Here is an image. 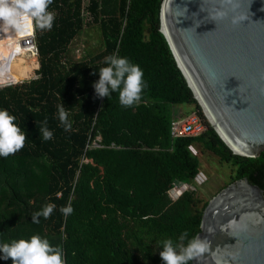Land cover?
Here are the masks:
<instances>
[{
    "label": "trees",
    "instance_id": "16d2710c",
    "mask_svg": "<svg viewBox=\"0 0 264 264\" xmlns=\"http://www.w3.org/2000/svg\"><path fill=\"white\" fill-rule=\"evenodd\" d=\"M162 2L52 0V28L32 22L38 76L26 80L30 70L0 83H13L0 87V108L14 114L27 135L22 149L0 157V243L39 234L61 247L64 264H163L159 241L175 243L185 230L188 238L201 231L209 200L191 188L170 194L175 183L191 186L199 175L197 144L231 166V182L246 178L264 190V150L256 157L233 153L206 120L161 31ZM85 10L98 23L100 46L76 59L73 44L87 30ZM110 54L143 70L146 87L132 106H122L118 93L110 99L95 93L96 69ZM61 102L69 131L58 120ZM182 104L207 123L202 134L171 135L175 106ZM45 120L53 131L47 141L38 130ZM48 203L53 212L33 223L32 214ZM68 204L73 211L65 215L59 208Z\"/></svg>",
    "mask_w": 264,
    "mask_h": 264
},
{
    "label": "water",
    "instance_id": "95a60500",
    "mask_svg": "<svg viewBox=\"0 0 264 264\" xmlns=\"http://www.w3.org/2000/svg\"><path fill=\"white\" fill-rule=\"evenodd\" d=\"M160 19L211 126L233 153L260 155L264 0H163ZM197 236L206 248L193 264H264V190L246 178L222 188L205 207Z\"/></svg>",
    "mask_w": 264,
    "mask_h": 264
},
{
    "label": "clouds",
    "instance_id": "9594fccd",
    "mask_svg": "<svg viewBox=\"0 0 264 264\" xmlns=\"http://www.w3.org/2000/svg\"><path fill=\"white\" fill-rule=\"evenodd\" d=\"M52 0H0V28H17L34 22L38 29H51L55 20L54 13L48 6ZM104 65L96 69L98 80L93 82L95 93L99 97H111L118 93L119 103L129 107L135 104L146 87L142 68L126 56L110 54L104 58ZM13 84V83H11ZM57 116L65 131L72 127L69 114L63 102L57 105ZM40 137L47 141L53 131L47 121L38 124ZM26 130L17 123V117L6 108H0V157H7L24 147ZM55 205L48 203L32 214V222L38 223L39 218L49 217ZM59 211L65 215L73 211L71 204L61 206ZM187 240V243H183ZM162 249L159 252L163 264H189L197 254L206 248V241L199 236L188 238L187 230L181 232L178 242L166 238L158 242ZM159 246V247H160ZM11 258L12 264H64L60 246L50 244L46 237L33 234L29 238L13 239L0 243V259Z\"/></svg>",
    "mask_w": 264,
    "mask_h": 264
},
{
    "label": "rangeland",
    "instance_id": "374dc122",
    "mask_svg": "<svg viewBox=\"0 0 264 264\" xmlns=\"http://www.w3.org/2000/svg\"><path fill=\"white\" fill-rule=\"evenodd\" d=\"M89 2L90 0H85V5L88 6ZM84 17L87 30L73 44L72 54L76 59L82 57L88 50L94 51L100 46L98 23L95 22L88 10H85ZM27 26H33L32 21H29ZM22 28H25V26L15 29L6 26L0 28V83L4 79H11L13 75H23L30 70L32 72L29 79L26 80L38 76L36 74V70L39 67L38 54L33 48H24L20 40L18 41L15 36L9 35L13 31L19 32V35H26L27 32L22 31ZM191 108L192 106L189 104L175 106L176 112L182 114V116L188 114ZM206 120L208 121V119ZM192 149L199 155L201 171L191 186L182 184V188L183 190L187 188L194 189L198 196L205 200H210L222 188L231 183V166L227 163H222L219 157L210 150H202L200 144L194 145Z\"/></svg>",
    "mask_w": 264,
    "mask_h": 264
},
{
    "label": "built area",
    "instance_id": "2783aa9c",
    "mask_svg": "<svg viewBox=\"0 0 264 264\" xmlns=\"http://www.w3.org/2000/svg\"><path fill=\"white\" fill-rule=\"evenodd\" d=\"M22 42H23V45L32 47L33 50L38 54V49L35 43L34 32L32 34H29V36H26V38H24ZM204 116L206 119H208L205 113H204ZM206 129H207V123L197 112H191L183 116L182 114H178L172 120V123H171V135L173 137L197 136V135L202 134ZM185 190H183L182 188V183L177 182L174 184L172 190L170 191V194L173 197H178Z\"/></svg>",
    "mask_w": 264,
    "mask_h": 264
},
{
    "label": "bare ground",
    "instance_id": "6f19581e",
    "mask_svg": "<svg viewBox=\"0 0 264 264\" xmlns=\"http://www.w3.org/2000/svg\"><path fill=\"white\" fill-rule=\"evenodd\" d=\"M30 25H31V24H30ZM33 30H34V29H33V26H31V27L25 26V28H22V31L27 32L26 35H19V32H17V31H13V32H11L9 35H13V36H15V39L18 40V41L20 40L21 45H22L24 48L27 47V49H32V47H30V46L23 45L22 40H23L24 38H26V36H29V34H32V33L34 32ZM15 45H17V44H15ZM205 111H206V114H207L208 119H209L211 122H214V124H215V120L213 119L212 115L210 114L208 108L205 107Z\"/></svg>",
    "mask_w": 264,
    "mask_h": 264
}]
</instances>
